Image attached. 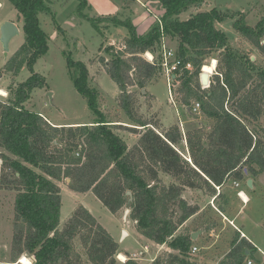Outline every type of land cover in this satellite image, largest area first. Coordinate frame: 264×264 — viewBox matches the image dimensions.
I'll return each mask as SVG.
<instances>
[{"label": "trees", "instance_id": "trees-1", "mask_svg": "<svg viewBox=\"0 0 264 264\" xmlns=\"http://www.w3.org/2000/svg\"><path fill=\"white\" fill-rule=\"evenodd\" d=\"M8 1L22 20L24 41L4 68L15 74L26 67L30 76L8 88L7 98H0V188L15 193L10 261L0 264H15L22 255L31 264H118V244L86 208L77 207L58 226L61 190L57 182L62 180H69L70 191L91 192L114 215L128 209L144 239L171 250L166 260L157 258L152 264H194L189 254L193 241L183 225L199 208L189 205L182 193L200 190L212 197L215 187L225 182L252 179L254 186L264 173V67L255 68L250 59L239 56L216 28L226 14L213 8L180 21L181 13L200 8L204 0H160L159 21L140 35L128 20L111 16L97 20L125 25L129 30L123 48H105L110 59H102L106 74L118 88V106L129 122L106 119L86 65L67 58L74 88L86 100L94 120L86 125L54 126L25 106L32 92L45 85V78L33 66L48 49V36L38 16L51 14V1ZM240 18L233 28L264 54V17L253 27ZM163 36L176 40V54L183 64L174 72L173 84L179 82L178 103L184 110L190 108L189 115L196 119L199 113L191 109L198 103L208 130L201 123L182 135L177 125L163 129L135 108L136 93L131 89L152 99L146 86L161 75L159 45ZM145 53L153 56V63L143 58ZM213 53L217 54L215 74L203 89L201 68ZM120 130L134 135L136 141L127 145ZM217 198L223 203L218 208L223 213L227 198L222 193ZM204 223L207 230L212 222ZM76 239L85 263L74 248ZM247 249L251 258L255 248L246 240H232L222 264H242Z\"/></svg>", "mask_w": 264, "mask_h": 264}, {"label": "rangeland", "instance_id": "rangeland-1", "mask_svg": "<svg viewBox=\"0 0 264 264\" xmlns=\"http://www.w3.org/2000/svg\"><path fill=\"white\" fill-rule=\"evenodd\" d=\"M50 1L51 14H40L38 16L40 27L48 36V49L44 55L36 60L33 66L34 71L45 78V85L43 88L35 89L32 92L29 101L25 103L26 108L42 114L52 124L57 126H75L70 124L86 125L94 120V115L88 108L86 100L77 93L72 83L67 67V58H70L72 61H80L86 65L89 72L90 85L99 93L98 104L106 119L124 123L129 122L117 103L118 88L106 74L102 63V59H105V61L110 59L105 53V48L112 46L116 51L122 49L123 40L129 35V30L125 25H112L107 22L108 20H97L101 17L107 19L106 17L109 16L121 21L128 20L134 26L136 33L140 35L145 33L153 23L159 21L162 14L160 0ZM83 1L85 5L81 6ZM0 5V90L6 92L7 96L5 98H7L9 96L7 89L15 86V83L26 81L30 76V72L26 67L19 69L15 74L4 71L5 61L23 44L24 36L22 20L17 18V12L13 5L8 0H0ZM213 8L227 15L221 22L216 23V28L226 35L228 44L233 51L239 56L250 59L251 64L255 68L264 67V54L252 47L233 28L234 22L241 19L240 17H243L246 25L255 26L264 17V0H204L200 8L183 12L178 18L180 21H184L189 18L191 13L209 11ZM5 22H13L18 28V34L11 38L8 43L6 58L4 57L5 46L1 41V28ZM164 39L166 47L177 52L178 44L176 40L167 37ZM261 44H264V40ZM216 56L217 54L213 53L210 58H216ZM144 57L146 56L144 55ZM210 60L207 58L204 64L209 65ZM212 75H214V72H212ZM178 87L179 82H176L169 94L166 78L161 72V75L146 86V90L152 99L143 98L138 90L135 88L131 89V91L136 93L135 108L137 112L144 118L159 122L163 129L170 127L172 123H176L171 126L177 125L182 135H185L188 130L193 131L202 125L208 130V122L202 117L200 112L196 116L197 119L191 117L192 121L188 127L183 124L190 116L178 103L175 94ZM48 93L52 95L51 101L47 97ZM199 121L203 124L201 125ZM260 122L262 121L260 120ZM123 125L126 126V124ZM119 134L129 146L136 141V137L127 131L120 130ZM183 141L185 142L184 139ZM163 180L167 181L165 178ZM67 184L66 180L57 182L61 190V206L58 216L59 227L66 222L77 207L82 206L110 233L118 244V251L121 254H132L141 250L143 246H148V253L134 261L136 264H152L157 258L167 259V253H170L171 250L166 245L157 246L144 239L136 231L135 223L130 220L129 214L124 220L126 209L114 215L102 206L91 192L76 193L70 191ZM239 189L247 195L248 201L245 205H242L236 195L237 191L228 189L227 204L223 208L224 213L229 220H232L240 230L253 240L256 250L253 251V256L249 259H251L253 264H264V230L262 227L264 220V173L257 178L253 189L249 190L245 186ZM14 196V192L4 191L0 188V263H8L10 261ZM182 198L186 199L187 202L190 200L191 205L200 207L202 210V214L199 215L200 225L201 220L205 216V218H211V221L209 219L207 221H213L212 224L215 223L216 227H219L213 232L218 236L217 243L215 246L210 247L209 250L204 249V247L210 245L209 240L211 239L208 233L203 231L199 235L195 243L203 249L194 256H190L191 261L194 264H216L219 261L221 264L225 259L224 254L233 240L232 238L236 235L235 230L227 222L225 227L222 226V221H225V219L220 214L215 213L208 198L199 194L190 196L186 191L182 193ZM217 204H223L221 199L218 200ZM209 207L214 212L211 210V212H208ZM195 221L197 219L188 222L183 229L187 231L193 230L197 225ZM203 229L205 230V227ZM122 231H125L127 235L123 236ZM207 242L209 243L208 245ZM74 248L85 263L86 257L81 249L79 239L74 241ZM24 256L27 257L26 255ZM18 260L15 264H19ZM28 260L31 264L29 258ZM117 263L122 264L118 261Z\"/></svg>", "mask_w": 264, "mask_h": 264}, {"label": "crops", "instance_id": "crops-1", "mask_svg": "<svg viewBox=\"0 0 264 264\" xmlns=\"http://www.w3.org/2000/svg\"><path fill=\"white\" fill-rule=\"evenodd\" d=\"M209 59H211L210 61H213V60H215L216 61V59L215 58H209ZM216 65V64H215ZM216 67V66H215ZM185 112H187L186 111V109H185ZM188 113V112H187ZM40 115H42V114H40ZM188 115H189V113H188ZM43 116V115H42ZM190 116V115H189ZM44 117V116H43ZM44 119L45 120H47L48 121V123L49 124H51V125H54V124H52L47 118H45L44 117ZM192 121V119H191V116L190 117H188L187 118V120H185L184 122H183V124L186 126L187 125V127L189 126V123ZM199 123H202L201 121H199ZM172 124H176V123H172ZM172 124H170V126L172 125ZM70 125H79V124H70ZM54 126H57V125H54ZM59 126V125H58ZM192 127V126H191ZM187 130V129H186ZM185 145V142L184 141H182V147ZM257 180V179H256ZM240 183V187L239 188H242L243 186H245L246 187V185H245V182H239ZM253 183H254V181L252 180V186H253ZM239 188H235L234 186H233V183L232 182H225V184L223 185V186H221V187H215V189H216V195H218L219 193H222V194H224L225 196H226V198H227V190L228 189H233V190H236L237 192H236V195L239 193V192H242V194H243V196L246 198V200L248 201V197H247V195L241 190V189H239ZM247 188V187H246ZM254 188V186L252 187V189ZM249 189V188H248ZM249 190H251V189H249ZM186 192H188L189 193V195L191 196L192 194H199V195H203L204 197H206V198H208V201L210 202V204H211V206H212V208L214 209V211H215V213H218V214H220L221 216H223L222 218H224L225 219V221H222V226L223 227H225V223L227 222L234 230H235V234L236 235H234V237L232 238L233 240L234 239H237V241H241V240H246L248 243H249V245H250V247H252V248H255V250H256V247H255V245L253 244V240L252 239H250L242 230H240L234 223H233V221L232 220H229L228 219V217L226 216V214L224 213V211H223V213L221 212V211H219V209L218 208H220V206L217 204V202H218V198L217 199H215V196H212V197H209V196H207V195H205L204 194V192H202V191H200V190H191V189H186L185 190ZM184 191V192H185ZM238 197V196H237ZM239 198V197H238ZM240 199V198H239ZM186 200V199H185ZM241 201V200H240ZM191 201L189 200V202H188V204L189 205H191L192 203H190ZM241 203H242V205H245V203H243L242 201H241ZM224 207V206H223ZM199 208V211H198V213H196L195 215H193L184 225H183V227L188 223V222H190V221H192V220H196L197 219V221H195V223L197 224V225H199V226H197L196 225V227H194V229L193 230H191L190 231V234H192V233H194V232H197V231H199L200 232V234L199 235H201V233L204 231V232H206V233H208V236H209V238L211 239V240H209V243H210V245L209 246H206V247H204V249L205 250H209L210 249V247H212V246H215V244L217 243V234H215V233H213L216 229H218L217 227H216V225H215V223L214 224H212V223H209L210 224V228L209 229H203V227H206V226H204V222H206V220L207 219H209L210 221H211V218L210 217H207V218H205V216H204V218L201 220V225H200V216L199 215H201L202 213V210L200 209V207H198ZM210 209H209V211L208 212H214L213 210H212V208L211 207H209ZM211 210V211H210ZM209 216H211V215H209ZM197 217V218H196ZM213 222V221H212ZM198 227V228H197ZM264 230V229H263ZM217 233H219V232H217ZM199 235H198V237H199ZM198 237H197V239H198ZM208 238V237H207ZM206 238V239H207ZM197 239L195 240V241H193V245L192 246H196L198 249H199V251L200 250H202L203 248L201 247V246H199V245H197L195 242L197 241ZM243 242V241H242ZM208 242H207V245L209 244ZM215 248V247H214ZM244 249H246V248H244ZM229 250H230V245H229V247H228V249H227V251H226V253L224 254V257L226 256V254L229 252ZM250 249H247L246 250V256H247V259H245V262H243L242 264H246L247 263V261L248 260H250L251 261V259H249V257H248V255H249V253H250ZM225 260V259H224ZM223 260V261H224ZM218 263H216V264H220L219 263V261H217ZM221 264H222V262H221ZM252 264H253V262H252Z\"/></svg>", "mask_w": 264, "mask_h": 264}, {"label": "built area", "instance_id": "built-area-1", "mask_svg": "<svg viewBox=\"0 0 264 264\" xmlns=\"http://www.w3.org/2000/svg\"><path fill=\"white\" fill-rule=\"evenodd\" d=\"M164 38H165L164 36L161 37L160 45H159L160 67H161L162 74L166 78L167 88H168V92L170 94L171 89L174 87V84H173L174 79H172V75H174V72L180 70L183 67V64H182V60L177 56L176 52L173 49L166 47ZM144 55L147 57V53H145ZM144 55H143V58L147 62L153 63V56L151 54L147 58L144 57ZM185 68H188V66H185ZM212 72H214V74H215V67H214V70ZM210 75H212V73ZM203 89H205V88H203ZM0 96H1V98H5L7 96L6 92H5V95H2L0 93ZM191 111L194 114H198L199 113V104L195 103L193 105ZM233 186L235 188H239L240 183L234 181ZM237 196L240 198V200L243 203L247 202V200L243 196L242 192H239L237 194ZM157 246H159V245H157ZM198 252H199V249L196 246H192L189 254H190V256H194ZM146 253H148V246L147 245L143 246V248L141 250H138L137 252L132 253V254L124 255V254L119 253L116 255L115 258H116V261L124 264L127 261H136V260L140 259L141 257H143ZM246 264H252V261L248 260Z\"/></svg>", "mask_w": 264, "mask_h": 264}, {"label": "water", "instance_id": "water-1", "mask_svg": "<svg viewBox=\"0 0 264 264\" xmlns=\"http://www.w3.org/2000/svg\"><path fill=\"white\" fill-rule=\"evenodd\" d=\"M2 37H1V41L3 42L4 46H5V49H4V57L6 58L7 57V53H8V43L9 41L11 40V38H13L14 36H16L18 34V28L17 26L13 23V22H5L3 23L2 25ZM210 77L211 75L209 74H206L204 72H202L200 74V85L202 88H208L209 87V84H210ZM175 78V75H172V79ZM144 92V91H143ZM47 97L49 98V100L51 101V98H52V95L51 93H48L47 94ZM186 111L189 112L190 111V108H186ZM66 182L68 183L69 180H66ZM245 185L247 188L249 189H252V179H247L245 181ZM127 195H129L131 197V193L130 192H127ZM131 200V198H130ZM129 214V210L126 209L125 210V216H124V220H126V216ZM123 233V236H126L127 233L125 231H122ZM200 234L199 231L197 232H194L191 234V240L192 241H195L198 237V235Z\"/></svg>", "mask_w": 264, "mask_h": 264}, {"label": "bare ground", "instance_id": "bare-ground-1", "mask_svg": "<svg viewBox=\"0 0 264 264\" xmlns=\"http://www.w3.org/2000/svg\"><path fill=\"white\" fill-rule=\"evenodd\" d=\"M0 7H1V5H0ZM149 56H150V54L147 53V57H149ZM215 64H216V61L215 60L211 61L209 65H205L204 64L203 67H202V72L210 75L212 73V71L214 70V67L216 66ZM0 93L2 95H5L4 90H0ZM18 263L19 264H30L28 258L25 257V256H21L19 258V260H18Z\"/></svg>", "mask_w": 264, "mask_h": 264}]
</instances>
